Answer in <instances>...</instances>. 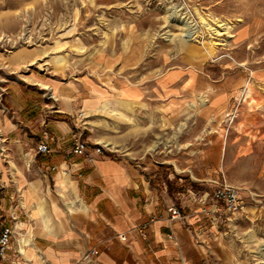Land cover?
I'll return each mask as SVG.
<instances>
[{
	"label": "rangeland",
	"instance_id": "374dc122",
	"mask_svg": "<svg viewBox=\"0 0 264 264\" xmlns=\"http://www.w3.org/2000/svg\"><path fill=\"white\" fill-rule=\"evenodd\" d=\"M170 6L176 9L174 18L184 16L192 37L197 35L191 45L179 40L181 27L168 17ZM201 17L212 25L216 17L232 21V35L206 33ZM22 28L31 41L17 36L16 45L0 42V190L2 181L17 186L15 174H23L21 163L8 161L13 135L7 131L22 125L23 115L15 111L29 94L43 95L58 110L53 82L102 86L108 90L104 99L119 100L122 83L144 87L172 70L182 81L193 71L207 83L174 113L166 114L157 102L154 83L137 101L117 103L126 116L79 106L70 110L68 121L78 123L85 144L127 156L152 174L174 172L181 180L167 186L208 190L223 209L215 189L221 183L239 187L242 210L226 219L224 209L233 262L264 264V135L258 139L256 126L259 115L264 116V0H0V32L16 35ZM167 29L170 39L162 33ZM202 30L219 42L212 57L201 50ZM57 39L63 44L55 46ZM38 46L47 52L40 54ZM58 54L64 59L55 60ZM38 57L43 59L28 63ZM247 81L253 86L250 95ZM222 92H230L227 101L211 106L213 96ZM25 127L29 136L31 127ZM243 142L245 149L238 146ZM194 174L205 180L190 178ZM16 231L15 238L31 236Z\"/></svg>",
	"mask_w": 264,
	"mask_h": 264
},
{
	"label": "crops",
	"instance_id": "0c3cea01",
	"mask_svg": "<svg viewBox=\"0 0 264 264\" xmlns=\"http://www.w3.org/2000/svg\"><path fill=\"white\" fill-rule=\"evenodd\" d=\"M181 77L172 70L144 87L122 83L119 94L137 99L156 83L157 102L164 104L166 114L174 113L192 91L207 83L193 71L182 81ZM75 84H51L59 95L58 110L51 100L36 94L17 105L15 115H23L18 120L22 125L8 127L13 138L7 156L24 169L23 174H15L17 186L1 182L0 216L2 223L31 236L22 234L30 238L28 242H21L22 236L15 238L0 264H234L227 236L229 222L223 206L212 202L208 190L167 186L181 177L174 172L149 173L147 166L127 156L98 154L88 144L92 160L73 151L81 130L76 121H68L70 110L93 109L108 92L98 85ZM229 93L213 96L211 106L226 102ZM26 125L31 127L29 136ZM256 126L262 140L263 115ZM45 133L51 136L50 151L36 152ZM246 144L238 146L245 149ZM190 178L205 180L198 174ZM70 201L75 202L72 207ZM172 204L181 211L176 219L168 211ZM144 221H150L146 237L136 228ZM18 246L20 255L15 252ZM91 248L96 254L83 260V253Z\"/></svg>",
	"mask_w": 264,
	"mask_h": 264
},
{
	"label": "bare ground",
	"instance_id": "6f19581e",
	"mask_svg": "<svg viewBox=\"0 0 264 264\" xmlns=\"http://www.w3.org/2000/svg\"><path fill=\"white\" fill-rule=\"evenodd\" d=\"M170 9H172L169 13H168V17L172 20H177L179 21V25L181 27V32L179 33V40L182 42V43H186V44H189L191 45L190 41H192V39H194L197 35L193 36L192 37V33L193 31L191 30V25L187 23L186 20H184V16H182L181 19H177V18H174V13L176 12V9L173 8L172 6H170ZM77 11V10H76ZM180 14L178 15V18H179ZM202 20H204V24L206 25V30L208 32L211 33H214L215 35H220L222 33H228L229 35H232L231 31L233 29V26L235 25L232 21L230 20H222L218 17H216L214 19V25H212V23L209 22V20H207L206 18L204 17H201ZM71 29V27L69 28ZM69 31V30H68ZM165 36V38L167 39H170L171 38V33L168 32V29L163 31L162 32ZM161 34V33H160ZM17 36H18V39L19 41L20 40H23V42H26V41H31V36L29 34L26 33L25 29L22 28L20 30V32L16 35H10V34H6L4 32H0V42L2 43H12L14 45L17 44ZM202 40H200V42L202 43L201 44V50H203L208 56L212 57L214 53H216L217 51V45H218V41H216L214 38L215 37H210L208 38L205 34V31H201L200 32V35ZM206 38V39H205ZM28 39V40H27ZM206 41V42H205ZM55 46H59L61 44H63L59 39L55 40ZM54 45L52 46L53 48L55 47ZM200 48V47H199ZM37 49L39 50L40 54H45L47 52V49L45 47H41V46H38ZM20 55L21 53H16L15 54V57H19L20 58ZM53 58L57 61H60L62 59H64V56L63 55H53ZM43 59L42 57H38V58H32L30 60V62H28L29 64L30 63H33L35 61H38V60H41ZM251 82L250 81H247L246 83V86H247V95H250L251 92H252V84H250ZM44 87L46 88H51L49 85H45ZM121 99H116V100H110V99H102L96 106L95 108L98 109V108H103V109H107L108 111L110 112H115V113H118L122 116H126V109L123 108L122 106H119L117 103L118 102H132V101H137L136 99H131V98H126V97H120ZM203 102L205 103V99H203ZM117 104V105H116ZM120 104V103H119ZM126 104V103H124ZM190 106H195V103H190ZM160 142V140H157L154 144H152L149 148L150 149H153L155 148L158 143ZM115 144H112V147H114ZM75 204L74 201H70L69 202V207H72L73 205ZM21 242H28L30 241V238H26L24 235L21 237L20 239ZM264 248L263 247H260V249ZM260 251V250H259ZM263 253V252H261ZM262 258H264V255L262 256ZM263 263H264V259L261 260Z\"/></svg>",
	"mask_w": 264,
	"mask_h": 264
},
{
	"label": "built area",
	"instance_id": "2783aa9c",
	"mask_svg": "<svg viewBox=\"0 0 264 264\" xmlns=\"http://www.w3.org/2000/svg\"><path fill=\"white\" fill-rule=\"evenodd\" d=\"M50 138L51 136L45 133L36 146V152L43 153L50 151ZM94 150L98 154H103L104 152L101 147H95ZM73 151L76 153L85 154L90 160L93 159L91 151L87 150L85 143L81 140L75 143ZM214 198L216 201H220L224 205V209L227 211L225 217L226 219L235 218L236 214L239 213L243 208V201L239 193V187L236 185L221 183L220 186L215 189ZM168 211L170 212L171 219H176L181 216L180 208L175 204L168 206ZM150 220H153V218H150ZM149 222L150 221H144L136 226L139 234L142 237L147 236V227ZM16 233L17 231L14 225L4 224L0 219V260H3L6 257L8 250L11 249V245L15 240L14 235ZM119 236L124 238L125 235L121 233ZM15 252L18 255L22 254L21 248L19 246L15 248ZM95 254L96 249L91 248L83 253L82 259L89 261Z\"/></svg>",
	"mask_w": 264,
	"mask_h": 264
}]
</instances>
